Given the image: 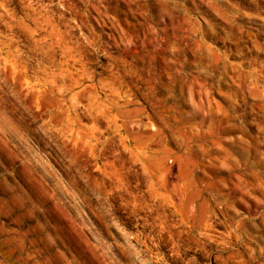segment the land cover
<instances>
[{"label": "rangeland", "instance_id": "obj_1", "mask_svg": "<svg viewBox=\"0 0 264 264\" xmlns=\"http://www.w3.org/2000/svg\"><path fill=\"white\" fill-rule=\"evenodd\" d=\"M0 264H264V0H0Z\"/></svg>", "mask_w": 264, "mask_h": 264}]
</instances>
